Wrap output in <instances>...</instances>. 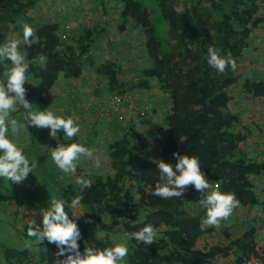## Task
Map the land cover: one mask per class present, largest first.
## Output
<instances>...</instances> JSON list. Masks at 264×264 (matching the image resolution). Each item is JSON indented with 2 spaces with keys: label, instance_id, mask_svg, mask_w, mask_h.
<instances>
[{
  "label": "trees",
  "instance_id": "1",
  "mask_svg": "<svg viewBox=\"0 0 264 264\" xmlns=\"http://www.w3.org/2000/svg\"><path fill=\"white\" fill-rule=\"evenodd\" d=\"M40 1L0 0V44L6 43L5 29L17 20L24 19L19 23L36 30L39 42L22 44L30 64L27 75L38 83L35 89L25 87L26 99L33 106L47 109L49 97L57 98L53 94L61 82L82 80L92 81L86 86L89 95L103 105L98 109L104 114L109 138L106 146L101 144L104 155L93 152L88 166L83 163L85 157L77 165L76 176L93 181L91 188L83 189L84 213L76 219L81 233L134 232L148 223L157 227L160 236L152 245L128 241V264H219L222 259L225 264H241L256 254L259 229H264V199L256 190L258 178L264 175V140H260L264 124L258 127L255 144L260 150L253 155L245 144L255 121L251 116L243 122L242 118L255 100L264 102V73H243L241 59L251 39L264 34L262 0H154L163 19V30L158 33L152 12L140 0H116L119 16L133 19L144 32V53L140 55L149 59L151 66L138 68L131 66L129 59L128 66L118 65L116 56V61L100 64L90 59V50L104 31L99 19L106 18L103 6L87 16L98 15L93 19L97 24L81 30L65 26L76 18L80 22L78 15L71 14L69 19L62 15V23L27 16ZM22 34L18 39L22 40ZM209 46L235 59L237 70L218 73L207 62ZM97 49L103 52V48ZM41 55L46 57L43 67ZM10 67V62L0 64V72ZM110 100L125 105L126 110L115 109L108 104ZM163 102L164 119L144 122L143 117L156 112ZM105 106L111 107L108 114L103 112ZM81 107L77 110L83 114L86 109ZM134 111L138 122L127 120ZM47 136L48 129L39 132V137ZM79 143L87 145L86 141ZM174 152L197 156L210 183H218L222 192H233L239 200V207L219 228L204 224L206 212L199 200L205 194L193 186H187L182 198L161 199L152 194L159 180L155 161L175 163ZM74 181L66 187L64 199L68 201L81 194L82 186ZM238 210L259 214L251 222ZM78 243L83 253L82 235ZM3 254L6 264H58L66 258L46 239L39 243L37 258L26 249L10 247H3Z\"/></svg>",
  "mask_w": 264,
  "mask_h": 264
},
{
  "label": "rangeland",
  "instance_id": "2",
  "mask_svg": "<svg viewBox=\"0 0 264 264\" xmlns=\"http://www.w3.org/2000/svg\"><path fill=\"white\" fill-rule=\"evenodd\" d=\"M140 1L145 8L152 12L151 19L156 28L155 32L158 33L159 31H162L163 19L159 18L154 0ZM261 2L264 4V0ZM102 6L106 18H102L101 16L99 19L101 20L100 22H103L101 25L104 26V31H102V34L96 40L94 47L90 50V59L95 62V64H100L105 61H116V56L119 60L116 63L122 65V67L128 66L127 59H129L130 63H132L131 66L134 68L151 66V61L149 59L147 60V58H142L140 55V53H144L143 29L139 27L133 19H122L119 16L118 3L116 0H41L37 9L31 11L33 13L30 11L26 12V15H33L38 18V20L40 19L41 22L53 20L59 23H62V15H65L66 17L72 16L71 14L78 15L80 17V22H78L79 18H76L71 21V23L70 21L69 23H65V26L68 25L71 29L79 28L82 30L85 27L93 28L96 23L93 19L95 17L97 18L98 15L95 14V17L92 19H89L87 16L88 14L97 13L98 7L99 10H101ZM226 11H229V9H226ZM23 20L24 19L17 20L5 29L6 33H4L5 37H3V39L6 42H8L9 39H18L19 34L23 32L24 25L19 22ZM251 42V46L241 59V66L245 69L243 73L247 74L252 71L255 73H264V34L259 33L251 39ZM97 48H103V52ZM3 73L4 72H0V74ZM33 80L34 79L30 75L29 82H26L24 87L27 89L38 88V83L36 81L33 83ZM83 83L84 80H82V83L79 85H73L72 82H66L65 85H63L64 83L61 82L53 94L56 95L58 93L57 98L55 97L51 100L49 97V105L47 109L44 110L57 111L61 115L70 116L76 119L81 125V133L78 137H74L73 140L76 143L86 141L87 145L84 146L102 157L104 155V148L102 149V146H104V143L106 146V142H108L109 139L108 133H106L108 132L106 130L107 128L103 124L104 114L101 112V109H98L102 104H97L99 102H95L96 99L92 101L94 97L89 95V91ZM155 87L151 91H156ZM79 92L83 93L80 98L78 97ZM159 99H161V95ZM78 102V107H75L74 104ZM253 103L254 104L251 107L244 111L242 121L247 119L248 116H251L252 120L256 122V124H254L255 127L252 125L255 129L252 128L253 132L250 136L249 142L245 144L246 150L253 155H256L255 153L257 152V149L260 150L259 146L255 144H257L256 141H258L257 138L260 132L258 127L259 125L260 127L263 126L264 123V102L258 103L255 100ZM81 104L85 106L84 108L86 109V112L83 114L79 113L80 111L77 110V108L81 107ZM108 104L113 105L115 109L126 110L125 105H122L121 103L117 104L110 100ZM165 107L166 102H163V105L156 106L157 111L144 116L143 121L146 122L151 120L154 123L156 120H163L164 118L161 115L163 111H161V109L163 108L164 110ZM238 107L239 105L234 106V110L238 111ZM102 108H104L103 112L107 111V114L111 109L109 106ZM33 109L37 111L40 110L35 106H33ZM22 113L23 111H19L18 109V111L13 113L10 118L20 119ZM130 118L128 116L127 120L133 122H135L134 120H137L135 111ZM136 126L138 127V125ZM27 130L30 134L27 132H21L15 138L17 142L24 147L26 155L32 159H37L38 165L34 170V173L29 174L27 180L22 184H12L9 182L10 186H8L5 181H0V264H6L3 247L26 249L33 258H37L39 253V243L41 242L27 238L26 234L22 233L21 226L26 228L28 220L35 216L39 209L46 207L47 202L53 197L64 198V195L68 194L66 191L67 185L76 179V176L62 173L51 161V151L55 145L62 143V141H67V138H65L64 135L59 134L55 138H51L49 135L47 137H39V132L42 129L28 127ZM94 132L96 136L94 135ZM260 140H264V136L263 139ZM261 149L262 151L264 150L263 147ZM97 150L99 151L97 152ZM80 161L82 160H79L77 165ZM90 161L91 158H85L83 163L88 166L87 164H89ZM256 184L258 195L264 199V176L260 177ZM71 212L75 217L84 212V207L82 205L81 208L75 210L71 209ZM238 214L242 217H247L249 221L254 222L256 221L255 219L258 216L259 211L252 210L247 212L244 210H238ZM37 219L39 218L37 217ZM263 230L259 229L260 236L257 238L258 247L264 244V236L262 235ZM101 233L104 235V240L97 238V235ZM123 234L124 232L121 230L117 232L98 231L94 235H90L87 231H83L81 233L82 249L84 251L86 246H95L100 249L109 247L111 244L123 240ZM224 261V259L220 260L219 264H225ZM124 264H128V256L126 257Z\"/></svg>",
  "mask_w": 264,
  "mask_h": 264
},
{
  "label": "clouds",
  "instance_id": "3",
  "mask_svg": "<svg viewBox=\"0 0 264 264\" xmlns=\"http://www.w3.org/2000/svg\"><path fill=\"white\" fill-rule=\"evenodd\" d=\"M38 42L36 30L31 25L24 24L22 40L9 39L8 42L0 44V64H11L5 73L0 74V181H5L8 186L9 182L22 184L29 174L34 173L38 165L37 159L26 155L24 147L17 142L15 137L21 132L29 133L28 127L46 128L51 138L63 133L67 140H72L81 133V125L76 119L53 110H34L32 102L26 99L24 85L29 82L27 74L30 64L27 62V52L22 51V44ZM206 59L218 73H225L228 69L235 72L238 67L235 59L230 55L222 56L212 46L207 48ZM39 63L41 67L45 65L44 55L39 57ZM19 108L23 109L21 118L11 119V115ZM82 156L94 159L92 150L76 142L59 143L51 151V161L56 168L72 176H76L77 163ZM172 156L175 163L170 160L155 161L159 180L152 194L161 199L182 198L187 186H193L194 190L205 194L199 200L200 206L206 212L204 224L219 228L221 221L230 217L234 209L239 207V200L233 192H222L218 183H210L197 156L176 152L172 153ZM74 182L82 186L80 195L74 196L70 201L53 197L46 207L39 209L35 216L28 220L26 228L21 226V231L27 238L39 242L46 239L56 246L58 255H66L58 264H124L129 255L128 241L135 240L152 245L158 240V228L148 223L138 231L124 232L123 240L118 243L103 249L86 246L81 253L78 243L81 240V231L76 219L84 212L73 217L66 209L75 210L82 207L83 189L91 188L93 181L84 176H76ZM97 238L105 239L102 233L97 235Z\"/></svg>",
  "mask_w": 264,
  "mask_h": 264
},
{
  "label": "built area",
  "instance_id": "4",
  "mask_svg": "<svg viewBox=\"0 0 264 264\" xmlns=\"http://www.w3.org/2000/svg\"><path fill=\"white\" fill-rule=\"evenodd\" d=\"M116 99L119 100V97L115 98V100ZM262 235L264 236V230ZM241 264H264V244L260 245V247L257 246L256 254L249 256L248 258H244Z\"/></svg>",
  "mask_w": 264,
  "mask_h": 264
},
{
  "label": "crops",
  "instance_id": "5",
  "mask_svg": "<svg viewBox=\"0 0 264 264\" xmlns=\"http://www.w3.org/2000/svg\"><path fill=\"white\" fill-rule=\"evenodd\" d=\"M70 17V16H69ZM68 82H71V81H68ZM82 83V81H75V82H72V84L73 85H79V84H81ZM84 86L86 87L87 85H91L92 84V81H84ZM58 94V93H57ZM81 94H83V93H81ZM243 122V121H242ZM255 124H256V122H255ZM264 124V123H263ZM107 125V124H106ZM254 125V124H253ZM258 125H259V123H258ZM254 127H255V125H254ZM253 126H252V128H254ZM259 127H260V125H259ZM255 129V128H254ZM106 130H108V129H106ZM264 176V175H263ZM260 178H258V180H259ZM262 230H263V228H261ZM260 235V234H259ZM257 243H258V240H257ZM259 244H261V243H259ZM256 248H257V246H256Z\"/></svg>",
  "mask_w": 264,
  "mask_h": 264
}]
</instances>
